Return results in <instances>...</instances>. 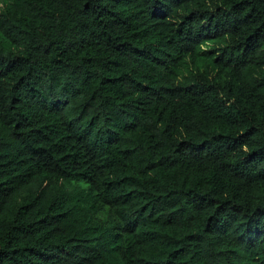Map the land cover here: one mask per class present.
Here are the masks:
<instances>
[{"label":"trees","instance_id":"obj_1","mask_svg":"<svg viewBox=\"0 0 264 264\" xmlns=\"http://www.w3.org/2000/svg\"><path fill=\"white\" fill-rule=\"evenodd\" d=\"M0 264H264V0H0Z\"/></svg>","mask_w":264,"mask_h":264}]
</instances>
